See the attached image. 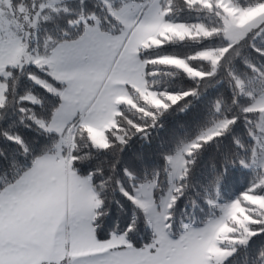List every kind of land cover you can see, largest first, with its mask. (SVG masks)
I'll list each match as a JSON object with an SVG mask.
<instances>
[{"label":"snow or ice","instance_id":"obj_1","mask_svg":"<svg viewBox=\"0 0 264 264\" xmlns=\"http://www.w3.org/2000/svg\"><path fill=\"white\" fill-rule=\"evenodd\" d=\"M0 264H264V0H0Z\"/></svg>","mask_w":264,"mask_h":264}]
</instances>
